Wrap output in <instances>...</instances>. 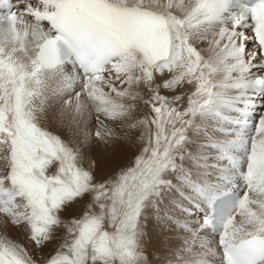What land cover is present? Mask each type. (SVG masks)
<instances>
[{"label":"snow or ice","instance_id":"obj_1","mask_svg":"<svg viewBox=\"0 0 264 264\" xmlns=\"http://www.w3.org/2000/svg\"><path fill=\"white\" fill-rule=\"evenodd\" d=\"M0 264H264V0H0Z\"/></svg>","mask_w":264,"mask_h":264}]
</instances>
